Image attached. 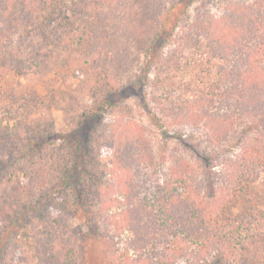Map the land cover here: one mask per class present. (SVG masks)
Listing matches in <instances>:
<instances>
[{"label":"trees","instance_id":"1","mask_svg":"<svg viewBox=\"0 0 264 264\" xmlns=\"http://www.w3.org/2000/svg\"><path fill=\"white\" fill-rule=\"evenodd\" d=\"M205 1L191 13L189 0H0V239L10 230L18 238L0 241V264H22L29 234L40 264H73L72 240L98 239V222L111 219L114 235L129 232L125 264H264V0ZM129 2L145 16L133 17ZM110 12L116 19L105 25L121 36L96 41L93 13L109 22ZM140 60L144 73L134 76ZM80 62L96 80L87 95L97 104L82 110L91 121L84 137V124L55 131L52 112ZM10 72L38 75L43 88L8 81ZM127 89L179 136L202 123L216 138L236 132L225 180L202 186L176 160L151 189L158 172L148 166L158 160L118 95ZM114 205L125 218L110 213Z\"/></svg>","mask_w":264,"mask_h":264},{"label":"rangeland","instance_id":"2","mask_svg":"<svg viewBox=\"0 0 264 264\" xmlns=\"http://www.w3.org/2000/svg\"><path fill=\"white\" fill-rule=\"evenodd\" d=\"M191 1V5L189 6L188 10L189 12L193 13L195 8H201L200 6H204L206 1L205 0H189ZM250 1V0H245ZM203 8V7H202ZM208 8V6H207ZM129 9L130 14L134 15L133 17H144L145 16V8L143 10L141 9V6L135 2V4H131L129 2ZM141 9V10H140ZM114 10V9H112ZM95 14V19L93 26L95 27L94 30H96L95 34L93 35L94 38H97V40L102 41H109L115 40L121 34H118L116 29H111L110 26L112 25L113 21L116 19L114 18L116 15H114L112 12H110L111 15H114L110 17V21L107 22L106 15L107 14H101V13H93ZM109 14V15H110ZM79 17V16H78ZM105 24H109L110 26H106ZM129 26L126 25L124 28H122L123 33H126V31H129ZM80 33V30L78 31ZM77 33V37H78ZM90 34H93L91 31ZM75 34V33H74ZM107 37L108 40H105ZM85 43L80 42L79 48L76 50L78 53H84L85 49ZM80 57L81 54L79 55ZM79 59V58H78ZM81 59V58H80ZM79 59V60H80ZM91 57L90 54V58ZM81 61V60H80ZM142 60L137 62L133 68L134 76L135 73H144L143 70L141 71L142 67ZM91 64V63H90ZM80 69L71 71L73 75H69L70 82L66 84V89L69 92V96H66L59 107L53 108V118L55 121V131L67 133L71 131V129L75 127H79L80 125L84 124L83 129H79V133L81 136H85L87 130L85 129L88 125L91 124V121L87 120L86 117L83 116L82 110H84L85 104H89L91 108H95V105L97 104V101L95 99H92L91 96L87 95L88 87L92 86L94 83H96V80H94L93 75L90 74V68L91 66L88 64H78ZM84 65V66H83ZM76 71V72H75ZM84 71V72H82ZM188 71L184 73L186 75L185 77L188 78ZM155 78L154 74H151L150 80L148 82L147 87L151 86L153 83V79ZM183 79V74L179 77V79ZM8 81H14V80H20L22 83H24L26 86H32L37 88H43L42 87V78L38 75H31L30 77H19L14 72L8 73L7 76ZM155 80V79H154ZM7 81V82H8ZM126 91V92H125ZM125 92L126 94H123ZM121 94H118L122 101H127L126 103H129L133 106L135 111V126L138 128V131H140V134L144 135L145 138L150 140V146L152 154L154 155L155 159L158 160L156 167H152L151 163L152 160L150 159V165L148 166V170L156 171L158 174L156 175V178H150L148 177V180L150 182L149 186L151 189H153V186L156 184V182L163 177V172L166 173L169 167L175 165L174 162L176 160L181 161L183 168L181 169V172H187V174L190 173V175H198V179L200 182V185H206L207 182L210 183V180L214 182V184L218 185L217 182L221 180H225L224 176V161L228 155L232 158L233 153H235L236 149L239 145V136L235 133H229V137L223 136L226 132V128L220 132V137L216 138L214 135H212L208 128L205 129V124L202 123V126L200 127H193L190 128L188 131H186L183 136H179L176 133L177 125L173 124L168 125L167 118L161 117L160 120L153 116H149V114L146 112L144 107H140L139 104H137V97L135 95H129L131 92L129 89L124 90ZM71 94V95H70ZM73 95V96H72ZM78 96H81L78 100ZM98 97H100L98 95ZM117 95H115L114 98H116ZM164 116L163 114H161ZM37 118L34 121V125L31 124V130L33 132L38 133L41 132L42 128L39 122L37 121ZM13 122V120H11ZM13 124V123H12ZM205 125V126H204ZM230 126V125H229ZM236 126H233L235 128ZM228 128V127H227ZM23 131V129H22ZM24 132V131H23ZM45 134L49 131L45 129ZM44 132L42 134H44ZM214 136V137H212ZM220 139V140H219ZM62 141H55L52 145L55 147L60 144H62ZM21 149H24V147H21ZM42 147L40 146L38 148V152H40ZM25 150V149H24ZM19 151L15 150L11 153V155H14L18 153ZM8 159L11 160L12 157L9 156V154L6 155ZM212 157V158H211ZM166 160L165 166L161 164V159ZM210 158L213 160V166L211 167L212 171L215 172L214 175L206 172V168L208 169L207 165L209 163ZM185 163H184V161ZM109 161V159H107ZM169 165V166H168ZM190 165V167H188ZM147 169V167H146ZM145 169V170H146ZM56 175H58V172H60L59 168H56L55 170ZM18 174V172L16 173ZM116 177V176H115ZM117 179V178H116ZM162 181V180H161ZM222 185V183H221ZM219 186V185H218ZM205 193L207 191H204ZM121 210V207H118L117 205L113 206L110 210V213L115 216L117 213V218L122 219L125 218L124 214H118ZM72 224L75 225H81L83 226V229L88 234V228L84 225V223L81 221L79 216H75L72 218ZM98 239L90 240V238H86L85 240L79 239V241L76 239L77 237L74 236V238L78 241L72 240L70 243L71 250L73 251V256L71 257L74 259L73 264H118L119 262L122 264H125V251L128 247V237L127 236L129 232H124L122 237H118L114 235L115 232V224L114 220H110L109 223L101 222V220L98 222ZM112 226V228L110 227ZM110 227L111 234L114 236H109L107 233V228ZM25 231H30L29 225L27 227L25 226ZM101 234V236H100ZM31 234L27 235V241L22 245V252L24 255L22 264H40L39 258L36 256V250H35V239H32ZM30 236V237H29ZM3 239H11V241L15 242L14 240H17V236H14L12 234V231L4 232ZM22 239V238H20ZM24 239V240H25ZM92 241V242H91ZM92 243V249H89V244ZM86 244V247H85ZM3 245V244H2ZM131 247V246H130ZM15 248V246L13 247ZM17 249V248H16ZM15 249V256L17 253V250ZM3 255V247H0V258ZM129 254L131 256L135 255V251H133L132 248L129 250ZM8 261V258H7ZM7 261L5 263H7ZM117 261V263H115ZM4 264V263H3ZM47 264V262H46Z\"/></svg>","mask_w":264,"mask_h":264}]
</instances>
